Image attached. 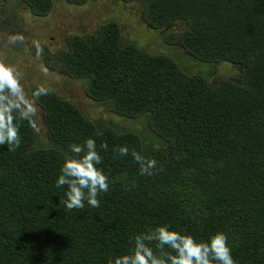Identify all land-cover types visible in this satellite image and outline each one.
I'll list each match as a JSON object with an SVG mask.
<instances>
[{
    "label": "trees",
    "instance_id": "trees-1",
    "mask_svg": "<svg viewBox=\"0 0 264 264\" xmlns=\"http://www.w3.org/2000/svg\"><path fill=\"white\" fill-rule=\"evenodd\" d=\"M140 1L152 28L183 23L168 38L187 63L125 40L115 20L47 52L52 71L87 79L93 99L146 125H100L50 88L34 98L45 139L22 121L20 146L0 145V264H108L135 234L163 223L202 240L223 231L238 264H264V0ZM26 2L41 16L54 5ZM197 61L228 69L203 74ZM88 137L109 190L97 208L67 210L66 186L55 181L68 146ZM121 145L128 155L113 151ZM134 149L155 161L147 174Z\"/></svg>",
    "mask_w": 264,
    "mask_h": 264
},
{
    "label": "rangeland",
    "instance_id": "rangeland-1",
    "mask_svg": "<svg viewBox=\"0 0 264 264\" xmlns=\"http://www.w3.org/2000/svg\"><path fill=\"white\" fill-rule=\"evenodd\" d=\"M54 5L46 16L34 15L23 0L0 2V13L12 14L11 9L21 15V26L14 36H22V40H13L11 36L2 34L0 59L13 64L19 71L21 83L27 97L36 107L34 119L40 140L45 139L46 124L43 108L32 97L33 89L38 85L57 91L66 99L77 104L83 113L100 125L115 124L122 129L140 130L144 132L146 121L143 119L124 117L112 111L110 105L93 99L88 94V80L76 78L66 73L52 71L45 62L47 52L65 49L73 35H87L108 21L115 20L122 28L124 39L143 45L154 53H169L180 64H186L187 56L184 48L168 36L183 29V23H174L169 28L154 29L142 18L143 1L124 0H89L84 5H74L67 0H53ZM21 30V32H18ZM47 46L45 54L44 46ZM0 46V47H1ZM11 50L10 53H7ZM39 50V53H38ZM197 72L209 75L210 72L227 70V66L217 67L213 64L197 61Z\"/></svg>",
    "mask_w": 264,
    "mask_h": 264
},
{
    "label": "clouds",
    "instance_id": "clouds-1",
    "mask_svg": "<svg viewBox=\"0 0 264 264\" xmlns=\"http://www.w3.org/2000/svg\"><path fill=\"white\" fill-rule=\"evenodd\" d=\"M12 39L22 40L23 37L14 36ZM49 92L50 89L41 84L33 90L32 97L39 98ZM35 114V104L25 93L18 69L0 59V145L7 144L8 151H15L20 146L22 121H27L29 127L38 132ZM102 134V131L96 133ZM99 148L106 150L108 145L101 143ZM113 151L126 156L129 149L121 145ZM132 156L140 164L142 174L155 167L154 160L146 161L135 149ZM102 160L95 137L68 146L55 181L57 188L66 186V198L60 201L64 209H84L85 202L92 208L100 206L99 196L106 193L110 185L108 174L100 167ZM130 239L134 246L125 254L109 258L108 264H238L233 258L228 235L223 231L202 240L163 223Z\"/></svg>",
    "mask_w": 264,
    "mask_h": 264
},
{
    "label": "flooded vegetation",
    "instance_id": "flooded-vegetation-1",
    "mask_svg": "<svg viewBox=\"0 0 264 264\" xmlns=\"http://www.w3.org/2000/svg\"><path fill=\"white\" fill-rule=\"evenodd\" d=\"M8 0H0V2L4 3L7 2ZM28 7L30 8L29 4L26 2V0H23ZM31 9V8H30ZM32 11V10H31ZM12 14L9 15H4L0 13V44L2 43V34L3 35H8L11 37H14V34L17 32L18 27L21 26V15H18L16 10L11 9ZM33 13V12H32ZM34 15H38L36 13H33ZM39 16V15H38ZM18 32H21V30H18ZM1 46V45H0ZM2 46L0 47L1 50ZM47 46H44L43 53L45 54ZM11 50H8L7 53H10ZM46 59V57H45ZM46 62V61H45Z\"/></svg>",
    "mask_w": 264,
    "mask_h": 264
}]
</instances>
